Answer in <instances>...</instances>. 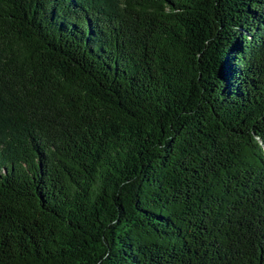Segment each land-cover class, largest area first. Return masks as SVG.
I'll list each match as a JSON object with an SVG mask.
<instances>
[{
  "label": "trees",
  "instance_id": "obj_1",
  "mask_svg": "<svg viewBox=\"0 0 264 264\" xmlns=\"http://www.w3.org/2000/svg\"><path fill=\"white\" fill-rule=\"evenodd\" d=\"M0 264H264V0H0Z\"/></svg>",
  "mask_w": 264,
  "mask_h": 264
}]
</instances>
